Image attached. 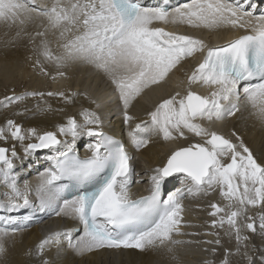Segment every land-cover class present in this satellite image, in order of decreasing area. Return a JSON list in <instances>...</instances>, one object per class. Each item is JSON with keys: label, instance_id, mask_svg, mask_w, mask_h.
Masks as SVG:
<instances>
[{"label": "snow or ice", "instance_id": "obj_1", "mask_svg": "<svg viewBox=\"0 0 264 264\" xmlns=\"http://www.w3.org/2000/svg\"><path fill=\"white\" fill-rule=\"evenodd\" d=\"M168 23L240 34L209 47L203 39L158 26ZM0 25L6 36L15 29L5 47L27 37L36 53L32 67L40 75L68 80L74 67H90L110 88L106 96L87 91H49L47 96L66 105L83 96L95 109L115 104L129 129L127 141L106 132L101 113L92 108H82L80 120L67 115L52 131L25 129L5 117L0 141L13 143L0 146V264H8L24 210L51 211L76 225L53 231L26 250L35 264H60L58 257L69 251L83 257L120 250L153 252L168 264H185L182 253L203 245L209 247L200 250L213 257L221 248L223 255L218 262L205 259L202 264H264V145L257 155L235 130L226 136L216 128L249 111L264 127V10L257 0H186L175 7H148L141 0H0ZM205 50L177 90L151 102L150 92L165 88L183 62ZM44 95L13 94L0 105L9 108ZM141 100L151 106L133 126L131 109ZM37 108L38 113L52 111ZM161 141L176 147L162 164L137 172L129 145L140 152ZM81 148L88 154L81 157ZM43 150H48L47 167L38 172L35 186L24 180L21 187L17 162ZM144 177L145 194L134 196L132 185ZM172 179L181 186L170 190ZM217 189L226 203L209 202L211 220L205 224L211 230L186 231L201 225L185 219L184 201ZM249 209L258 211L249 215ZM24 221L30 224L29 216ZM217 229L224 230L229 242L234 239V248L223 247ZM53 251L55 257L49 255Z\"/></svg>", "mask_w": 264, "mask_h": 264}, {"label": "bare ground", "instance_id": "obj_2", "mask_svg": "<svg viewBox=\"0 0 264 264\" xmlns=\"http://www.w3.org/2000/svg\"><path fill=\"white\" fill-rule=\"evenodd\" d=\"M42 2H50V0H42ZM28 31L34 32V28L29 26ZM5 32H6V29L3 27V25H0V39H2L3 41L5 39H10L11 36L14 35L15 29H12L11 31H9L7 36L5 35ZM16 46L18 47V49L17 48L16 49H10V50H6V52L3 51L4 55H2V56H4L5 59L2 56H0V68L4 67L5 69L8 70L7 75L4 77L5 82H9V80H11V76L14 73V69H15V70L19 71V73H21V71L23 72L21 81L25 87L28 85L32 86V88H30L31 92H34V91L35 92H37V91L42 92V89H40V87H42L41 82H38L37 80H34L32 78L31 79L29 78L30 74L35 73V69L32 67L33 63L31 64L29 62V60H35L34 59L35 57L32 54L33 50L31 48V45L28 44L27 37H25L22 41H20ZM21 61L25 62L24 66H20ZM84 69L87 70L86 72L88 74H92L93 75L92 77H94V74H95L96 77H94V78L97 79V76L99 74L96 73L92 68L84 67ZM191 70L192 69L190 67V69L188 70L189 73L188 72L187 73L190 74ZM100 77H102V76H100ZM185 79H186L185 73H181L180 71L178 73H176L171 78V85H166L165 88H163V89H156L155 91H152L149 93V96L151 97V100H152L151 102L154 103V102H156L157 99H159L165 95H168L169 92H174L175 90H177V84L179 83V81L185 80ZM96 83H97V80H96ZM91 85L92 86L94 85L93 86L94 89L92 87L88 88L89 87L88 84L87 85L84 84V88L87 89L94 96H102V95L106 96V94L110 91L109 89L101 90V87L100 88L96 87V88H98V89H96L95 84H91ZM18 86H19V84H18ZM194 88H196V87L194 86ZM35 89H37V90H35ZM20 91H24V89L20 88ZM58 91H65V92L70 91V90H68V88L67 89L64 88L63 79H59L55 83V87L53 89V92H58ZM197 91H199V90H197ZM72 92H74V91H72ZM206 92H207V90H206ZM206 92H205V94H206ZM155 97H156V100L152 99ZM32 99L31 100L29 99L27 101V103H25L27 105L24 106L22 109H20V110L16 109V113H17V110L21 111L24 108L29 109L30 111L26 112L24 115H17L16 113L15 114L12 113V110L15 111V109H13V108H11L8 111H5L7 108H4L2 105H0V127L4 126L5 117H9V118L15 119L25 129L28 127H37L41 131H44V130L52 131V130H55V126L57 124L65 121L67 115H74L77 117L78 120H80L81 118L79 117L78 114L82 108H92L93 109V105L89 104V102L87 100H85L83 98V96H81L79 99H77L75 104H73V105H66L58 97H49L46 94L42 98L38 97L36 99H33V100ZM146 103H148V102L141 100L140 103L135 105L136 111L143 110V109L145 110L146 108H148ZM38 105L40 107H50L52 109V111H50L46 114L38 113V108H37ZM111 106H112V104H111ZM111 106H109V104L106 103L104 105V107L100 110L102 118L105 115L110 116L109 111L111 109ZM61 109H64V111H61ZM135 115H137V113H135ZM114 117L115 116L112 117L109 124H108V122L105 121L104 129L114 128V129L118 130L117 133L120 134V132H121L122 137H124L125 140L127 141V132L129 130L128 126L124 125L122 122V119H120L119 117L114 122V125H112V123L114 121ZM135 117H136V119L133 122V126L135 123H140V122H142V120H144L146 118V116H141V117L135 116ZM236 120L237 121L235 122V125L232 124V127L234 128V130L236 132L241 130L242 132L241 131L240 132L244 134V135L243 134L242 135H243V139L245 140V142L254 150V152L257 155H260L261 147H262V146L260 147V144H261L262 140H263V145H264V127H262L260 125V123L258 121H256V119L252 115H250V111L245 112V115L242 119H236ZM222 125H223V122L216 125V128L218 131L221 128H223ZM228 125H229V123H228ZM221 131H223V130H221ZM224 131H225V129H224ZM240 132H238V133H240ZM223 134H226V133H223ZM226 135H230V134H226ZM12 143L13 142L11 140H9L7 142V144L9 145L8 147H11ZM0 145L7 147V145H5L4 141H0ZM174 147H176L175 142L164 143L163 141H161V142L155 144V146L150 147V149L141 150L140 153H143V154H141V158L145 160L146 165L148 164L149 167H154V166H157L159 164H162L164 162L169 150L174 148ZM17 150L20 151L19 146H17ZM129 150H131L134 153V155H136L135 150L132 149L130 145H129ZM47 154H48V151L41 152V153H39L38 159H34V157L32 156V157L26 159L23 164H21L19 161L17 162L18 176L20 178H22L21 179V187L23 186L24 180H27L33 186L38 182V172L42 171L44 168L47 167ZM21 155H23L22 151H21ZM174 180H172V183H171L173 188L176 187L173 185L174 183H175V185L180 187L181 185L178 183V180L173 182ZM139 188H140V185L137 184V188L132 189V193H134ZM2 191H3V188H2V186H0V192H2ZM196 199H195L196 204H195L194 200L192 199V201H193L192 203H194V204L191 203V205L193 207H190L189 209L192 208L196 211V205L198 204L199 205L198 208L202 207L203 209H199V210L197 209V211L200 212L199 214H202V215L205 214L206 215L205 219H207V220H211V217H209L207 215V213L211 210L208 207L209 202L219 203L221 206H224V204L226 203L219 196V190L218 189L215 192H213L210 196H207L205 199H204V197L203 198L200 197V198H196ZM202 201H204V202L201 203ZM205 201H206V203H205ZM205 206H207L208 209ZM249 210H251V212H252L251 215H253L254 213H256L258 211V209H249ZM189 212H191V211H189ZM193 212L194 211H192V213ZM25 215L29 216L30 224H29V221H23L24 215L21 218H19V220L23 219V220H21V221H23V223L20 225L21 231L18 233V235L16 237L15 246L11 248V251L9 253L8 264H27V263H29L30 259L25 255L26 250L34 249L35 246L37 244H39V242L43 239L44 230H45V233L50 232L49 228L47 226L45 227V226H41V225L43 223H47V225H49L50 221H51L52 224L56 223L60 226L66 220L63 218L60 220H50L51 211H46V212H42V213L30 211L29 214H25ZM185 219L189 221L188 217H186V216H185ZM24 224H29V226L25 229ZM43 227H44V230H43ZM226 227L227 226H225V228ZM53 231H56V230L53 229ZM203 238L209 239L210 237H203ZM204 247H209V246L203 245V247L200 246V249H202ZM233 248H234V246H233ZM200 249L193 248V250H191V252H193V254L197 250L196 254H195L196 256L194 258L195 262H193V259H191L192 261H190V259L188 258L189 261L191 262V264L192 263L198 264V260L202 264V259H204L205 256L208 255V254H206V252H204L202 250H201L202 252H199L198 250H200ZM193 254H192V257H194ZM49 255L55 257L54 251L52 253H49ZM161 258L162 257L156 255L153 252L141 253V252H138L136 250H128L126 252H118V253L112 251L109 253L106 252L103 255L89 254V255H85L83 257L78 256L74 252L69 251L66 253H62L60 255V257H58L60 264H156L157 260H159ZM188 264H190V263L188 262Z\"/></svg>", "mask_w": 264, "mask_h": 264}, {"label": "rangeland", "instance_id": "obj_3", "mask_svg": "<svg viewBox=\"0 0 264 264\" xmlns=\"http://www.w3.org/2000/svg\"><path fill=\"white\" fill-rule=\"evenodd\" d=\"M49 39L51 40V39H54L52 36H49ZM7 39H5L4 41H6ZM4 41L2 40V39H0V56H2V55H4L3 54V51L4 52H6V50H10V49H18V47L17 46H15V47H5L4 46ZM38 41H39V39H38ZM52 47L53 48H55L56 47V45H55V43H53V45H52ZM32 54L34 55V57L36 58V53L34 52V50H33V52H32ZM3 58H4V56H2ZM34 58V59H35ZM5 59V58H4ZM33 61L34 60H29V62L32 64L33 63ZM25 65V62H22L21 61V63H20V66H24ZM70 71V75H71V77H72V79H68V80H63V86H64V88L65 89H67L68 88V90H70L71 88H72V85L71 84H78V85H80V86H82L84 83L87 85L88 84V86L89 85H91V84H95V88L96 87H98V88H100L101 87V90H103V89H109L108 87H106V83L104 82V80H103V77H100L101 75L99 74L98 76H97V79H95L94 77H96L95 76V74H94V77H92L93 75L92 74H88L86 71V69H84V67L83 68H81V72L79 73V75H78V71L76 70V67H74L73 69H71V70H69ZM7 73H8V70L7 69H5L4 67L2 68H0V101H2V100H4V98L6 97V96H10V95H13V94H15V95H20V94H23V93H27V92H31V90H30V88H32V86H24V84L22 83V81H21V78H22V71H21V73H19V71H17V70H15L14 69V73L12 74V76H11V80H9V82H5V76L7 75ZM21 74V75H20ZM53 74H55V72H54V70H53ZM30 77V79L32 78V79H34V80H37L38 82H41V84H42V87H40V89H42V92L43 93H47V92H49V91H52L53 92V89H54V87H55V83L59 80V79H57V80H55L54 82H52V78H51V76H49V77H44V76H42V75H40L39 74V72H38V70H35V73H33V74H30L29 75ZM91 76V77H90ZM90 79V80H89ZM95 80V81H94ZM96 80H97V83H96ZM52 82V83H51ZM94 82V83H93ZM18 84H19V86H18ZM51 84V86L49 87L50 89H48L47 90V87H48V85H50ZM97 85V86H96ZM21 86V87H20ZM47 86V87H46ZM92 86V85H91ZM94 86V85H93ZM24 87V88H23ZM84 87V86H83ZM20 88L21 89H24V91H20ZM98 88H96V89H98ZM35 90H37V89H35ZM71 91V90H70ZM73 91V90H72ZM23 92V93H22ZM38 92V91H37ZM39 96H37V97H35V98H33V99H36V98H38ZM31 100L32 99V97H29L26 101H24L23 103H21V104H14V105H11L9 108H7L5 111H8V110H10L11 108H13V109H15V111H13L12 110V113H16V109H22L24 106H26L27 104H25V103H27V101L28 100ZM32 99V100H33ZM45 99V98H44ZM113 107H115L116 108V106L114 105V104H112V106H111V109L113 108ZM111 109H110V111H109V115L110 116H108L109 118H111L112 117V113H111ZM19 110H17V112L19 111ZM116 111H117V109H115ZM4 111V112H5ZM230 120V118L228 119V121ZM234 120H236L235 118H234ZM105 121V120H104ZM237 121V120H236ZM235 121V122H236ZM228 123H230V122H228ZM233 125H235V124H233ZM241 131V130H240ZM240 131H237V132H240ZM242 132V131H241ZM239 133V135L243 138V133ZM243 134V135H242ZM245 141V140H244ZM246 143V142H245ZM9 144V143H8ZM7 143H5V145H8ZM263 145V140L261 141V144H260V147ZM8 147V146H7ZM10 148V147H9ZM141 156V155H140ZM141 158V157H140ZM203 198V197H202ZM206 197H204V199H205ZM191 199V200H190ZM190 199H187V200H185L184 201V204H185V214H187L188 213V219L191 221V223H195V224H202L203 226H201L200 228H198V229H193V228H189V229H186V231H190L191 232V230L192 231H204V230H211V229H207V225L205 224V221H210V220H207V219H205V217H206V215L204 214V215H202V214H199L200 212H198L197 211V209L199 210L200 208H198L199 207V205L197 206L196 205V211L194 210V209H189L190 207H193L192 205H191V203L193 202L192 201V198H190ZM194 200V202H195V204H196V201H195V199H193ZM197 200V199H196ZM204 201H202L201 203H203ZM205 203H206V201H205ZM190 204V205H189ZM192 204H194V203H192ZM204 206V205H203ZM207 209H208V207L207 206H205ZM204 207V208H205ZM205 208V209H206ZM189 209V210H188ZM206 209V210H207ZM210 209V208H209ZM188 210V211H187ZM189 211H191V212H189ZM192 211H194L193 213H192ZM251 210H249V215H251ZM255 214V213H254ZM253 214V215H254ZM196 219V220H195ZM188 221V220H187ZM200 221V222H199ZM217 231H219L220 232V236H221V240H222V244H223V247H225V248H233V246H235V241H234V239L231 241V242H229V240H228V238L224 235V230L223 229H217ZM188 238V237H187ZM254 243H256L257 245H259V243H260V241H259V238H254V241H253ZM203 247V246H202ZM191 250H193V249H191ZM191 250H189L186 254H183L182 253V255H183V259H184V261H185V264H188V262L191 264V262L190 261H192L191 259H193V262H195V260H194V258H195V254H196V251H195V253L193 254V252H191ZM199 252H202L201 250H198ZM191 254V255H190ZM192 254H193V256L194 257H192ZM206 254H208L207 256H205V258L204 259H202V261L203 260H205V259H216L217 260V262L219 261V259H220V257L223 255V248H221L220 249V251H219V253L215 256V257H213L212 255H211V253H206ZM191 256V257H190ZM190 259V261H189V259ZM187 262V263H186ZM168 264V262L166 261V260H164V258L162 257L161 259H159V260H157V262H156V264ZM27 264H35V262L34 261H32V260H29V263H27ZM193 264V263H192ZM198 264H201L200 262H199V260H198Z\"/></svg>", "mask_w": 264, "mask_h": 264}]
</instances>
